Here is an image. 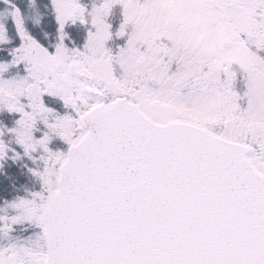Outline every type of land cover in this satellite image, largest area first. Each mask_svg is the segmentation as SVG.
Listing matches in <instances>:
<instances>
[{"label":"snow or ice","instance_id":"obj_1","mask_svg":"<svg viewBox=\"0 0 264 264\" xmlns=\"http://www.w3.org/2000/svg\"><path fill=\"white\" fill-rule=\"evenodd\" d=\"M0 264H264V0H0Z\"/></svg>","mask_w":264,"mask_h":264}]
</instances>
